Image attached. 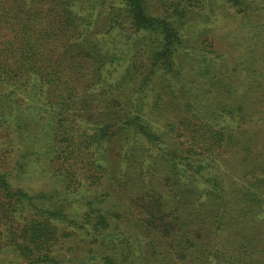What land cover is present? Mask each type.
I'll use <instances>...</instances> for the list:
<instances>
[{
    "label": "trees",
    "instance_id": "1",
    "mask_svg": "<svg viewBox=\"0 0 264 264\" xmlns=\"http://www.w3.org/2000/svg\"><path fill=\"white\" fill-rule=\"evenodd\" d=\"M159 1L164 7L160 14L152 15L147 12V0H102L101 5L108 8L107 17L110 15L104 34L110 38L106 42L103 38L89 41L81 53L66 58L62 52L71 45L70 23L80 20L83 28L77 41H87L85 34L91 22L84 20V12L89 4L75 0H0V253L8 248L26 264H62L55 257L54 247L66 236L58 226L72 220V204L58 198L59 191L24 189L20 183L30 176L35 158H47L40 144L51 136L49 161L68 192L82 186L92 185L97 190L99 185L107 186L109 177L99 173L107 156L105 143L120 141L123 147L124 138L115 139L121 134L125 139L143 140L146 154L165 145L160 159H165L167 172L156 161H147L149 154L132 156L134 148L109 155L118 156L121 165L135 163L142 170L141 176L153 170L152 179H165L161 191L168 189L150 199L149 215L139 227L146 236L145 243L134 235H103L106 229L119 231V217H125L90 201L79 220L80 228L89 227L101 234L95 251L103 262L264 264V217L256 219L257 206L263 205L264 199L254 191L242 200L245 205H231L221 180L208 169L212 154L227 141L223 127L216 130L202 109L196 114L187 111L192 110L193 102L185 97L184 90L177 88L175 94L179 95H173L177 100L186 98L180 107L178 101L176 110H162L146 101V85L157 71H172L175 53L184 43V30L178 23L185 17L186 6L178 0ZM225 1L237 7L243 2ZM73 10L79 16H71ZM94 49L108 56L111 76L107 80L111 84L115 79L114 83L136 81L135 95H109L103 101L106 111L83 109L76 113L72 111L75 102L72 97L66 99L64 93L76 91L85 97L81 91L94 89V78L79 74L83 65H93L88 54ZM127 57L129 63L119 75L120 61ZM179 108L185 110L176 114ZM177 137L184 141L170 148L166 139L176 141ZM178 167L183 170L178 171ZM176 175L196 182L205 197L197 198L199 205L185 207L183 189L175 185ZM260 212L264 214V208ZM251 219L258 222L250 228ZM123 237L126 246L120 240ZM130 238L134 239L129 242ZM127 248L129 256L124 255Z\"/></svg>",
    "mask_w": 264,
    "mask_h": 264
},
{
    "label": "rangeland",
    "instance_id": "2",
    "mask_svg": "<svg viewBox=\"0 0 264 264\" xmlns=\"http://www.w3.org/2000/svg\"><path fill=\"white\" fill-rule=\"evenodd\" d=\"M75 1L79 4H89L84 12V20L91 23L85 34L87 41H82V38L81 41H77V36L83 28L80 20L70 23L71 45L62 52L66 58L81 53V48H86L89 41L100 42L103 38L106 42L110 38L104 34L110 15L107 17L108 8L106 5H101L102 0ZM178 1L186 6L185 17L178 23V26L184 30L182 38L184 43L181 51L175 53L172 71L168 73L157 71L153 75L154 78L146 85L148 94L146 101L153 102L155 107L159 105L158 108L162 110L164 108L176 110L178 101L180 107L186 98L177 100L173 95L177 88L179 92L184 90L185 97H190V101L193 102L192 110L187 111L196 114V111L202 109L205 117L216 130L218 127H223L225 130L227 141H222V145L225 146L219 150L215 149L208 169L221 180L226 189V199L231 201V205L239 203L243 206L246 202L242 200L248 193L253 194L254 191H258L264 199V0H243L240 7L233 6L225 0ZM162 7H164L162 1L147 0L146 9L149 14H160ZM75 15L79 16L73 10L71 16ZM68 16L72 20L69 14ZM142 43L146 44V41ZM88 56L90 64L92 59L93 65H83L79 69V74L87 73L91 78L93 77L94 89L81 91L80 93L86 95L85 97L76 91L64 93L66 99L72 97L75 102L73 112L78 113L83 109L94 112L106 111L102 108L103 101L109 99V95L111 97L135 95L132 91L136 81L114 83L115 79L111 84L110 80H107V77L111 76L107 71L108 56L104 57L98 49L89 52ZM99 57L103 59L98 61ZM128 63V57L120 61L121 65L117 72L119 75L124 74ZM137 76L134 74L133 77L137 80L139 78ZM177 95L178 92L175 97ZM220 109L221 114L218 116ZM183 110L185 109L179 108L176 114ZM168 114L173 115V112L169 111ZM115 137L116 140L124 138L125 142L123 147L119 144L120 141L105 143L107 156L101 161L103 168L99 173L107 174L106 176L109 177L107 186L99 185L98 190L92 185L86 188L82 186L78 187L76 192H68L62 185V177H56L55 165L49 161L52 152L49 138L40 144L47 158L40 157L37 160L35 158L30 176L22 179L20 183L24 189L59 191L58 198L61 200L65 198L67 204H72V220L68 223H60L58 226L66 232V236L62 237L59 244L54 247L55 257L62 264H106L95 251L98 247L96 239H99L101 234L89 227L86 230L80 228L79 220L89 207L90 201H93L95 206L111 208L125 217L124 219L119 217V231L118 228H114L113 231L106 229L103 235H111L107 237L112 238L122 234L134 235L138 240L142 239L143 243L147 240L139 227H142L143 218L149 215L147 208L152 205L151 197L160 196L164 189H168L166 187L161 191L165 179L163 177L152 179L150 173L153 170L141 176L142 170L135 163L121 165L118 156L110 155L119 150L124 153L134 148L132 156L139 157L140 153L149 154L147 161H156L157 166L167 172L169 170L165 159L163 157L162 160L160 159L162 151L166 150L165 145L153 147L146 154L147 145L143 140L125 139L126 137H122L121 134ZM177 138L176 141L166 139L170 148L178 147L176 144L184 141L183 137ZM185 146L186 144L183 148ZM155 165L153 163V166ZM177 170L181 172L183 168L178 167ZM111 171L114 173L112 174ZM176 176L175 185L183 189L181 193L186 198L185 207H195L196 203L199 205L197 198L205 197L201 196L196 182L184 181V177ZM165 194L168 192L166 191ZM209 198L213 199V197ZM212 202L215 201L211 200ZM260 207L264 208V204L257 206V220L259 216L264 217L263 213L260 214ZM257 220L251 219L248 226L251 228L258 222ZM114 225L116 224H113V227ZM132 239L134 238H130L129 242ZM120 240L124 243V237ZM123 246H126L125 243ZM129 251L130 248H127L124 255L129 256ZM148 254L153 255V253ZM0 264L26 263L7 248L0 253Z\"/></svg>",
    "mask_w": 264,
    "mask_h": 264
}]
</instances>
